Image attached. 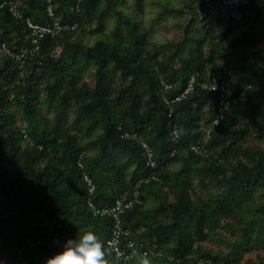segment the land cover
<instances>
[{"label": "trees", "instance_id": "trees-1", "mask_svg": "<svg viewBox=\"0 0 264 264\" xmlns=\"http://www.w3.org/2000/svg\"><path fill=\"white\" fill-rule=\"evenodd\" d=\"M12 1L22 16L0 7V42L27 47L25 18L43 23V0ZM103 1L53 0L56 17L76 28L42 38L21 65L0 58V261L44 264L65 240L93 231L107 264H117L105 245L111 218L92 213L88 199L111 205L147 173L139 137L153 150L159 180L141 186L142 203L121 221L127 238L158 254L130 264H243L253 251L264 264V8L254 2L242 8L243 21L196 28L188 0L193 17L175 20L182 35L156 40L143 21L145 0H132L134 14L123 0ZM169 12L179 7L162 4L153 19L162 24ZM217 70L231 94L250 87L208 130L220 92L200 84ZM192 76V90L167 103Z\"/></svg>", "mask_w": 264, "mask_h": 264}, {"label": "built area", "instance_id": "built-area-1", "mask_svg": "<svg viewBox=\"0 0 264 264\" xmlns=\"http://www.w3.org/2000/svg\"><path fill=\"white\" fill-rule=\"evenodd\" d=\"M193 3L195 11L199 19H210L213 21H221L232 19L234 21H243L245 16L242 12V8L251 3H257L264 8V0H190ZM44 13L46 20L43 23L34 21L31 18H25L26 25L29 29L30 45L27 47H19L12 49L6 45L5 42H0V58L7 56L21 65L28 55L36 53L40 46V41L44 37H55L64 31H72L76 28V23H69L59 20L55 15L53 0H43ZM7 6L8 11L15 17L21 18V11L18 8L16 1H3L1 6ZM78 5L70 7L71 12H78ZM224 53L221 52L220 66H225ZM220 72L210 71L208 78L201 82L203 89L215 91L219 90L220 95L217 101L216 115L212 119L208 130L215 127L223 116L225 107L231 103H237L244 101L247 97V92L250 85L242 88L235 94H231L228 90L229 81L225 76L220 77ZM194 77H190L184 89L172 99H165L167 103H172L180 100L185 94L189 93L193 88ZM170 85L165 84L164 88H168ZM171 115V111L169 112ZM206 135L208 136L209 131ZM171 139L176 141L178 137V129L172 126L170 129ZM144 152L145 165L148 168L146 174L136 179L129 193L122 197L117 198L111 205L97 206L91 199H88V206L92 213L98 215H108L111 218V227L109 234L105 239V245L110 254L115 258L117 264H130V261L135 257L157 255L158 252L148 243L137 242L133 239L127 238L130 233L129 230L122 225L121 216L126 209H129L133 205L142 203L141 186L150 181L159 180V177L155 171L157 162L154 158L153 150L148 142L137 137ZM190 148L199 154L205 152L199 144H192ZM83 180L87 186L88 194L92 195L95 185L91 177L87 174L83 175Z\"/></svg>", "mask_w": 264, "mask_h": 264}, {"label": "rangeland", "instance_id": "rangeland-1", "mask_svg": "<svg viewBox=\"0 0 264 264\" xmlns=\"http://www.w3.org/2000/svg\"><path fill=\"white\" fill-rule=\"evenodd\" d=\"M145 1H146L147 6L145 7V11L142 16L143 21L146 24L153 25L155 27V33L153 35L154 37L157 38L156 40L161 39V38L163 39L166 38V40H172V39L179 38L182 35L183 27L176 25L177 22H182V21H175L176 18L184 20L190 16L193 17V14L191 13V11H189V9L183 6L185 2H188V0H145ZM122 4L125 8H127V10H129L132 14H134L132 0H123ZM162 4H166L169 7H179L180 12H174V15L176 17L170 12L168 14L166 13L167 14V15L165 14L166 19L162 21V24H160L159 23L160 21H155V19L153 18L159 12L160 6ZM103 5H104V1L99 0V6L102 7ZM204 22H208L209 24H211V20L208 18L204 20H200L197 18V20L195 21V27L201 28ZM85 43L90 44V39H88V41H86ZM262 45H264V40H263V37L260 36L258 46L261 47ZM89 75H90L89 73L86 74V80L88 81V83L91 84L93 83V80ZM248 143L255 144V141L251 138L248 140ZM227 235L229 238H232L229 232H227ZM201 244L211 249H215V247H217V245L210 243V241H205V242H202ZM261 254L264 255V253H261ZM246 260H248V262ZM256 260H257V257L255 254V251H253L251 253L245 254L244 259H243V264H255Z\"/></svg>", "mask_w": 264, "mask_h": 264}, {"label": "clouds", "instance_id": "clouds-1", "mask_svg": "<svg viewBox=\"0 0 264 264\" xmlns=\"http://www.w3.org/2000/svg\"><path fill=\"white\" fill-rule=\"evenodd\" d=\"M105 257L104 245L97 234L84 231L65 240L60 250L48 256L44 264H107ZM142 264H149V261L144 259Z\"/></svg>", "mask_w": 264, "mask_h": 264}]
</instances>
